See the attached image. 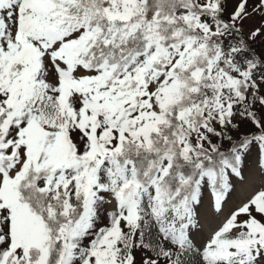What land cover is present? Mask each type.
<instances>
[{"label": "snow or ice", "instance_id": "6c2138e0", "mask_svg": "<svg viewBox=\"0 0 264 264\" xmlns=\"http://www.w3.org/2000/svg\"><path fill=\"white\" fill-rule=\"evenodd\" d=\"M0 264H264V0H0Z\"/></svg>", "mask_w": 264, "mask_h": 264}, {"label": "rangeland", "instance_id": "374dc122", "mask_svg": "<svg viewBox=\"0 0 264 264\" xmlns=\"http://www.w3.org/2000/svg\"><path fill=\"white\" fill-rule=\"evenodd\" d=\"M257 50H259V47H257ZM239 195H240V192H239V188H238L237 192L233 194L232 199L233 200L238 199ZM207 206H208V199L205 200V207H207Z\"/></svg>", "mask_w": 264, "mask_h": 264}]
</instances>
